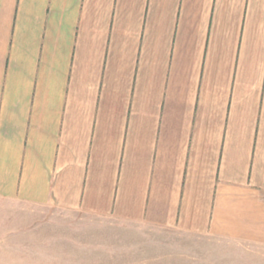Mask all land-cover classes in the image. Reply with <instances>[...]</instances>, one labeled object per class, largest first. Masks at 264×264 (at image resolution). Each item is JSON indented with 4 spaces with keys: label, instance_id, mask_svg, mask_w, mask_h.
<instances>
[{
    "label": "crops",
    "instance_id": "crops-1",
    "mask_svg": "<svg viewBox=\"0 0 264 264\" xmlns=\"http://www.w3.org/2000/svg\"><path fill=\"white\" fill-rule=\"evenodd\" d=\"M0 202L264 264V0H0Z\"/></svg>",
    "mask_w": 264,
    "mask_h": 264
},
{
    "label": "rangeland",
    "instance_id": "rangeland-1",
    "mask_svg": "<svg viewBox=\"0 0 264 264\" xmlns=\"http://www.w3.org/2000/svg\"><path fill=\"white\" fill-rule=\"evenodd\" d=\"M15 209L0 202V264H234L246 260V255L231 254L212 240L184 237L149 222L119 223L115 217L103 221L82 212L51 210L43 223L31 224ZM29 232L35 233V239L27 237Z\"/></svg>",
    "mask_w": 264,
    "mask_h": 264
}]
</instances>
